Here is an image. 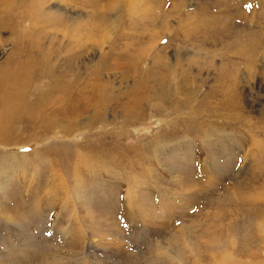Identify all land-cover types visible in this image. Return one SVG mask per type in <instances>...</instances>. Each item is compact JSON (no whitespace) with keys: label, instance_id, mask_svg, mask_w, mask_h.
<instances>
[{"label":"rangeland","instance_id":"374dc122","mask_svg":"<svg viewBox=\"0 0 264 264\" xmlns=\"http://www.w3.org/2000/svg\"><path fill=\"white\" fill-rule=\"evenodd\" d=\"M207 5L0 0V264H264V63L220 86L183 26ZM136 67L196 90L143 98Z\"/></svg>","mask_w":264,"mask_h":264},{"label":"bare ground","instance_id":"6f19581e","mask_svg":"<svg viewBox=\"0 0 264 264\" xmlns=\"http://www.w3.org/2000/svg\"><path fill=\"white\" fill-rule=\"evenodd\" d=\"M207 3V12L200 10L198 13L187 15V18L183 20V26L186 27V25H188L187 28H190L188 31L191 29L194 31L196 30L194 34L197 33L199 35L200 38H197L199 41L194 42L196 49L201 50L203 46L205 47L204 43L207 41V52L210 53L211 56H215L216 54L217 56L218 54L221 56V64L219 66L220 70L217 78L220 79V86H224V90L227 89L231 95H234L237 92L239 93L237 87V75L239 73L244 75L246 83L251 80L255 81L254 79L257 75L263 73L261 68H259L258 59L264 63V33L261 32L263 31L261 29L264 27V0H207ZM0 16L2 19L4 15L1 14ZM193 18H195V21L191 22ZM2 21L4 20L2 19ZM236 23L242 24L243 26L239 29L231 27L235 26ZM201 34H207V38L204 39ZM180 41L183 42V40ZM211 44H218L221 48L220 51L212 48ZM180 48L177 50L179 55H181L183 51V49ZM46 63V54L44 53V56L40 57V60H38L34 66L38 68V71H41L43 65H47ZM135 65L137 64L135 63ZM48 67L51 66L48 65ZM138 69L139 68L136 67L134 69V73L136 76L138 75L137 79L139 78L143 82L141 85L143 86L142 90L144 91L143 98L146 95L145 92L147 91L148 93H153V95L156 96L169 95V99L172 98L174 100L175 95L182 91L183 95L188 100L196 90L193 85L192 77L186 69H184L181 77H179L180 81L177 82L175 81L176 69L173 67H171V70L163 71V73L162 71L157 72L152 68L148 69L149 71L147 70L146 73H141V70L139 71ZM2 71L3 68L0 67V73L4 74ZM124 74L125 77L128 76L127 73ZM162 83L167 84V86L172 89L164 90L160 87ZM175 86L177 87L175 88ZM17 87L18 85L14 83L3 87L6 94L4 99H7L8 104L12 102L14 103L17 101L16 99H23V90H26L27 86L22 85L18 88ZM108 92L109 89H106L105 87L103 94H107ZM236 97L237 96H235V98ZM235 101L239 102V98L234 100L233 104ZM220 102H222L221 105H226L225 101ZM224 113L226 114V112Z\"/></svg>","mask_w":264,"mask_h":264}]
</instances>
